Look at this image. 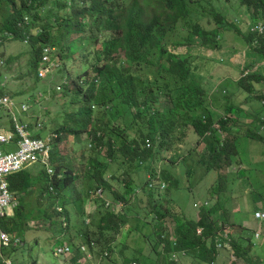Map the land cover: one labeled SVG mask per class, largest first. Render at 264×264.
Instances as JSON below:
<instances>
[{"label": "rangeland", "instance_id": "374dc122", "mask_svg": "<svg viewBox=\"0 0 264 264\" xmlns=\"http://www.w3.org/2000/svg\"><path fill=\"white\" fill-rule=\"evenodd\" d=\"M215 1H217L218 9L213 5L212 0H201L200 5L193 2L191 9L195 13L193 18L197 17L198 19L212 16L214 11H219L229 21L234 19L240 31L237 30L238 28H229L226 33L223 32V48L221 49L213 51L203 47H195L197 51L194 54L198 57H194L198 60V67L204 74L202 83L208 94L211 95L208 107L213 111L216 119H219L228 114L231 109L226 97L229 98L231 87H237L238 81L234 79L235 75L242 76L243 72L246 71H243L245 64L250 61L247 56V50H250V47L245 35L249 31L260 33L261 24L263 23L264 26V12H260L258 16L257 14L254 15L253 9L242 5L241 0ZM10 2L13 0H0V20L1 18L5 20L4 17L14 10ZM58 2V0H51L47 8L42 10V15L45 17L34 22L33 34H39L41 24L54 13L72 14L76 8L82 6L80 0H61L59 5ZM29 17L31 18V16ZM203 22H207V20L205 19ZM55 24L58 25V22ZM84 24L86 25V36L97 32L98 44L83 54L81 49L88 44L79 42L81 32L71 31L70 34L61 32L62 36L52 35L49 42L57 45L61 51V58H63L60 61L61 69L59 72L55 71L52 76L44 77V79L36 77L37 66L32 51V38L28 42L22 35H14L11 39L7 36L0 39V87L2 91L14 97L19 104L25 102L31 105L28 115L22 116V120L33 125L37 119H40L42 129L38 132L45 139L52 138V133L56 129L67 128L63 132L61 142L59 144L52 143L55 146L53 148H55L54 153L56 155L55 162H51L52 169L54 170L55 166L62 162L68 164L67 168L79 169L78 181L76 179L71 187L57 195L54 190H45V184L49 182L53 171L48 172L45 165L41 163H35L27 168L32 174V189L24 195L22 200L19 197L20 193L15 194L18 201H22L24 205L21 212L24 215V224L17 233L22 237L25 244L18 246V249L5 252L4 258L10 259L12 264H80L77 261V256L73 257L72 254L56 255L54 253L58 246H66L72 243L75 246L85 244L88 251L91 252V257L86 254L85 264H168L171 256L177 260V263L180 260V264L182 262L183 264L193 263L194 260L191 258L196 256L187 250L178 251L175 247L172 251L168 248L167 242L171 241L174 244L177 241L175 235L177 222L187 226L188 220H197L205 211L204 209L208 210L214 207L216 211L212 218L216 230L215 242L218 252L216 264H247L243 257H237L233 254L232 240H237L235 246L240 245L243 248L247 247V244H251L254 262L259 261L264 264V224L254 220V212L264 206V141L244 135L249 124H252L251 130L253 132L264 133V128L256 122L244 121V119H250L249 115L244 117V107L238 109L239 113L242 114L238 124L240 129L237 132L240 133V137L236 141L238 153H230L232 156L230 165L223 164L220 170L207 169L202 158L206 154H210L213 145L216 144V139L210 133L206 137L207 142L196 143L197 135L195 133L193 135L191 125H187L185 136L182 137L176 147L164 148L160 157L156 159V163L160 167L159 170L173 165L181 182L180 188L172 187V190L170 189L171 194L170 191L169 193L165 191L167 186L161 188L159 183L155 186L156 194L162 192V197L157 199L155 204L156 206L160 204L158 207L162 211L168 212L165 219L167 225L165 229H158L159 224L156 223L158 213L154 209V212L144 217L148 199L141 192L138 199L129 197L128 202L131 209L127 213L126 222L120 221L118 229H111L102 236L100 229L94 223V216L98 210L109 208L105 207L106 200L112 201L114 199L100 197L99 190L93 192L90 197L86 196L83 204H81V198L83 194L87 195V185L85 186L84 180L87 174L85 173L90 170L89 168L93 164L98 167L103 166V161L106 160L105 156L108 155L107 146L102 140L96 149L90 148L87 143L89 138L86 135L74 137V134L70 133L69 130L70 126L75 127L77 123L74 122L71 114L80 109L87 112L90 110V106L92 107L90 117L81 119V122H87L90 128L100 130L103 133V123L120 125L118 111L121 110V100L118 99L116 93L112 95L114 97L112 103L117 106L112 109L108 102L109 99L107 100L108 92H103V100H105L106 106L108 109H112L115 114V117L111 118L107 114L103 115L101 106L95 102L73 103L79 99L78 94L75 93V81L83 80V73L87 69H90L91 75L94 76L92 64L96 61V57L103 53L106 38L118 26L119 21L110 23L105 16H93L85 19ZM181 32H184V29ZM176 34V32H170L173 37ZM170 48L175 49L173 44L170 45ZM176 50L186 52V47L180 46ZM2 60L4 62H1ZM82 60L87 63V67L81 63ZM253 70L256 69L252 68L251 72ZM145 74L149 81L159 85L156 87L161 104L166 106V109L171 108L177 116L180 110L175 107V97L178 90L172 89L170 94L161 92L163 87H160V84H162V80L167 78L156 76L150 67H147ZM97 82L99 84L100 79H97ZM57 84H61L63 90L54 89ZM171 86H175V84L171 83ZM232 96L233 94L230 97ZM250 97L249 101L254 104V111L258 114L256 116H259L260 113L264 112V96L251 95ZM243 98L242 96V102H244ZM96 101L99 102V99L96 98ZM237 103L238 100L232 104L236 105ZM182 111L185 112V109ZM15 112L18 114L17 110ZM187 112L194 115L197 112L201 113V110H188ZM102 116L103 119H101ZM260 124L263 125V123ZM0 125L8 131L13 129L12 116L3 108H0ZM110 130L113 129L110 128ZM110 130L107 131L108 136L111 133ZM219 134L222 139H228L225 132ZM193 148L196 150L184 158L185 153ZM16 149L14 143L4 147L5 152ZM163 156H167L166 160L172 156L171 163L167 165L165 160L162 161L165 159ZM116 166L117 163L114 162L110 169H115ZM83 173L85 174L84 178ZM122 174L123 172L118 180H111L112 187L109 189L111 192H115L119 186L124 185L125 178ZM141 177L144 180L145 175ZM163 179L165 180V178ZM165 182L166 185H169L167 180ZM141 183L143 182L141 181ZM137 185L139 186V184ZM64 198L67 201H64ZM58 205L63 207L62 211L57 210ZM94 209H97L96 213ZM116 213L122 214L118 211ZM65 216L67 218H63ZM84 220L86 222L85 227H83ZM156 226L157 228L154 229ZM255 231L262 233L260 241L255 239ZM197 232H200L199 229ZM80 233L84 237H80ZM159 233H162L161 237H159ZM140 249H143L145 254L139 255L138 250ZM77 254L78 251L74 252V255ZM196 254H198L197 251ZM181 255L183 256V258L180 257L182 261L178 258ZM78 257L82 258L83 254ZM199 263L196 260L195 264ZM248 264L252 263L249 262Z\"/></svg>", "mask_w": 264, "mask_h": 264}, {"label": "trees", "instance_id": "16d2710c", "mask_svg": "<svg viewBox=\"0 0 264 264\" xmlns=\"http://www.w3.org/2000/svg\"><path fill=\"white\" fill-rule=\"evenodd\" d=\"M58 1L59 5L61 0ZM200 1L80 0L82 6L76 8L74 13H54L41 24L40 33L33 34L31 29H33L34 22L45 17L42 15V10L47 8L51 0H20L19 2L13 0L10 5L14 7V10L4 17L5 20H2V18L0 20V39L7 36L6 32H13L14 35H22L25 38L30 31L36 66H38L40 59L41 44H53L49 42L52 35L62 36L61 32H67L68 34L71 31L81 32L79 42L88 44L81 49L82 53L85 54L99 42L97 32L86 36L85 19L93 16H105L110 23L116 20L119 21L118 26L106 38L103 53L99 54L92 64L94 76L91 75V70L87 69L83 73V80L75 81V93L78 94L79 99L73 101V103L81 101L86 104L95 102V104L101 106L103 115L107 114L111 118L115 117L112 109L117 105L112 103L114 99L112 95L116 93L118 99L121 100V110L118 111L121 126L119 124L115 126L114 124L103 123V133L100 130L90 128L87 122H81V119L90 117L92 113V107L90 106V110L87 112L80 109L71 114L74 122L77 123L75 127L70 126L69 130L70 133L74 134V137L86 135L89 138L87 143L90 148L94 147L96 149L102 140L107 146L108 155L105 156L106 160L103 161V166L98 167L93 164L90 166V170L85 173L87 174L84 179L85 186L87 185V195L83 194L81 198V204H83L87 197L101 189L104 196L113 198L114 202L122 200L124 206L118 211L122 213L121 215L107 208L98 210V212L96 210L94 223L100 229L102 236L111 229H118L120 221L126 222L127 213L131 209L128 199L131 196L138 199L141 192L148 199L144 217L156 211L158 213V220H156V223L159 224L158 229L163 230L167 227L165 219L168 212L162 211L158 207L160 204L156 206L155 202L162 197V192L156 194L155 186L159 178H165L169 183V185H166L167 189L165 191L167 193L170 191L171 194L172 187L180 188L181 182L174 171L173 165L159 170L160 167H158L156 159L160 157L164 148L169 149L177 146L178 142L185 136L187 125H191L193 135L194 133L197 135L196 143L207 141L206 137L210 133L216 139V144L213 145L210 154H206L202 158L207 169L220 170L223 164L230 165L232 160L230 153H238L236 141L240 137V133H237L240 129L238 125L239 117L233 115L237 114L236 111H239L241 105L230 104L231 109L228 114L216 119L213 111L208 107L211 95L208 94L202 83L204 74L198 67V60H196L198 56L194 54L197 51L195 50L197 46L213 51L223 48V32L226 33L227 29H237L238 27L234 19L229 21L219 11H214L212 16L199 19L197 17L193 18L195 13L191 9V5L193 2L200 5ZM212 3L217 7V1L212 0ZM241 3L252 8L254 15L257 14L258 16L260 12H264V0H241ZM25 17L29 18V24L23 23ZM205 19L207 22H203ZM56 22H58V25L55 24ZM183 29L184 32H181ZM237 30L239 31V28ZM170 32H176L177 34L173 37ZM245 36L250 47V50H247L248 54H246L253 57V59L245 64L243 71L249 70V72L246 74L243 72V75L238 77L237 87H231L230 96L231 94H233L232 97L238 95L239 91L248 96H264V72L258 69L251 72L252 68L260 64L259 62L264 61V32L249 31ZM92 38L95 40L91 41ZM172 44L175 47L174 50L170 48ZM180 46H185L186 52L177 51L176 48ZM58 53L61 57L60 50H58ZM81 63L87 67L84 60ZM147 67L152 68L156 76L167 78L162 80V84H160V87H163L161 92L170 94L172 89L178 90L175 97V107L180 110L177 116L171 108L166 109V106L161 104L156 87L158 84L146 78ZM60 69L61 67H58L54 70L59 72ZM52 75L49 74V76ZM36 77L40 79L37 67ZM97 79H100L99 84H97ZM171 83H174L175 86H171ZM259 83H262L261 86H258ZM57 85L61 86V90H63L61 84ZM65 87L67 86L65 85ZM65 90L68 91V89ZM104 91L108 92L107 100L109 99L108 102L111 104L112 109H108L105 100H103ZM0 92H3L2 88H0ZM96 98L99 99V102L96 101ZM182 109H185V112ZM188 110H201V113L197 112L191 115L187 112ZM254 116L257 118L256 115ZM75 117L78 119L76 120ZM250 118L253 119L251 116ZM101 119H103V116ZM257 119H259V123L264 125V119L262 120L260 116ZM251 122L253 120L249 121V123ZM79 123L80 125H78ZM234 123L237 125V130L232 127ZM251 125L247 126L244 135L264 141V133L253 132ZM110 128L113 130H110ZM66 130L67 128L55 130L59 134L56 139L57 142H61L63 132ZM108 130L111 132L109 136L107 135ZM219 131L225 132L228 139H222ZM147 142L150 143L149 147ZM194 150L196 148L185 153L184 158H187ZM163 157L165 159L162 161L165 160L167 165L171 163L172 156L169 160H166L167 156ZM54 159L55 153L53 152V162H55ZM89 159L91 161V157ZM114 162L117 163L116 168L110 169ZM67 165L62 162L55 166L52 178L45 184V190H49L50 186H53L61 193L72 186L76 179L78 180L79 169L67 168ZM139 169H143L142 171L145 172L144 180L141 179L142 177L136 179L133 177L135 171ZM122 172V176L125 178L124 185L119 186L115 192H111L109 190L112 187L111 180H118ZM149 173L152 175V179L148 178ZM10 182L11 190L14 193H27L32 187V174L28 170H23L10 176ZM151 182H153V186L150 185ZM217 190L219 191L218 188ZM23 206L22 201H20L15 209L14 216L1 219L2 227L8 232L20 231L23 226L24 215L21 213ZM204 210L197 220H188L187 226L177 222L175 228L177 241L174 244L171 241L167 242L168 248L172 251L175 247L178 251L187 250L196 256L191 258L194 262L188 264H195L196 260L200 262L199 264H216L218 252L215 242L216 230L212 218L216 209L213 207ZM199 228H201V232L198 233ZM158 235L161 237L162 233ZM236 242L237 240L231 241L234 255L243 257L247 264L249 262L261 264L259 261L254 262L251 254L253 250L251 244H247V247L243 248L240 245L235 246ZM15 249L18 248L5 247L0 249V264H6L5 252ZM196 251L198 254H196ZM180 257L183 258L182 255L178 256V258ZM180 263V260L177 263V260L172 256L169 257L168 264Z\"/></svg>", "mask_w": 264, "mask_h": 264}, {"label": "built area", "instance_id": "2783aa9c", "mask_svg": "<svg viewBox=\"0 0 264 264\" xmlns=\"http://www.w3.org/2000/svg\"><path fill=\"white\" fill-rule=\"evenodd\" d=\"M259 30L262 32L263 27L261 26ZM52 50L50 47L44 49L42 65L38 73L40 77L46 76L48 72L58 65V60ZM58 88L60 89V87ZM0 108L7 110L13 119V129L10 131L5 130L0 125V249H2L23 245V240L20 236L5 231L1 225L2 217L13 214V208L17 204L15 197L10 191L9 176L36 162L47 164L50 158L51 145L48 140L32 136L29 124L22 120V116L29 108L27 103L22 102L19 104L11 95L0 93ZM15 110L18 111V114ZM12 143L16 144L17 149L5 152L4 147ZM147 146H150L149 142H147ZM147 176L152 179L150 173ZM158 183L161 188L166 186L162 178H159ZM150 185L153 186V182ZM108 205H110V202H107ZM255 217L259 221L264 222V210H257ZM255 235L259 238L261 234L256 232ZM72 250L69 245L59 246L55 254H68ZM7 264H11V262L7 261Z\"/></svg>", "mask_w": 264, "mask_h": 264}, {"label": "clouds", "instance_id": "9594fccd", "mask_svg": "<svg viewBox=\"0 0 264 264\" xmlns=\"http://www.w3.org/2000/svg\"><path fill=\"white\" fill-rule=\"evenodd\" d=\"M23 23H27V24H29L30 23V20H29V18L28 17H25L24 18V20H23ZM261 26L263 27V31L262 32H260V33H263L264 32V26H263V23L261 24ZM31 31H32V29H31ZM30 31L28 32V34L25 36V41H27L28 42V40L29 39H31V36H30ZM6 35H7V37L8 38H13L14 37V33L13 32H6ZM46 47H50V48H52L53 50H52V53L56 56V58H57V60H58V65L57 66H55L54 67V69H56V68H58V67H61V65H60V61L62 60L61 59V57H60V55H59V53H58V50H59V48L57 47V45H55V44H46V43H43V44H41V49H40V59H39V63H38V66H37V72L39 73V69H40V67H41V65H42V56H43V52H44V49L46 48ZM1 62H4L3 60L1 61ZM257 68H258V66H257ZM54 69H52L50 72H48L47 73V75L46 76H44V77H47V76H49V74H53L55 71H57V70H54ZM254 71V70H253ZM249 72V70H246L244 73H248ZM38 76H39V74H38ZM44 77H40L39 76V78L40 79H44ZM58 87H60V89L58 88ZM1 88V87H0ZM56 90L57 91H59V90H61V86H59V85H57V87H56ZM0 93H3V94H7L6 92H0ZM9 95V94H8ZM14 98V97H13ZM15 99V98H14ZM23 103H25V102H23ZM28 104V103H27ZM29 105V108H28V111L24 114V116L26 115H28V113H29V110H30V108H31V105L30 104H28ZM28 118V117H27ZM262 119H264V117L262 118ZM40 119H37L35 122H34V124L33 125H31V123H28L29 124V130H30V133H31V135L32 136H34V137H41V138H43V139H45L38 131L39 130H41L42 129V123H41V121H39ZM39 124H40V126H39ZM262 128H264V125H262ZM58 132H53L52 133V138H46L45 140H47L48 139V142L50 143V145H51V149H50V158H49V161H48V163L46 164V163H42V162H36V163H41V164H43V165H45V167H46V170L48 171V172H51V171H53V173L51 174V176H50V178H52V176H53V174H54V170H55V168H54V170L52 169V164H51V162L52 163H54L53 161H52V153L54 152V149L55 148H53V147H55V146H53V144L52 143H55V144H59L60 142H57L56 141V139H57V137H58ZM49 137V136H48ZM90 145H91V143H90ZM17 147V146H16ZM13 151H15V150H13ZM33 164H35V163H33ZM33 164H31V165H33ZM31 165H28V166H26L25 168H23V169H21L20 171H18V172H21V171H23V170H28L27 168L29 167V166H31ZM29 171V170H28ZM18 172H16V173H18ZM16 173H14V174H16ZM14 174H11L10 176H12V175H14ZM10 176H9V183H10V191H11V193L13 194V196L15 197V201L17 202V204L14 206V208H13V214H11V215H8V216H5V217H2V218H6V217H11V216H14V213H15V209H16V207L18 206V204H19V202L20 201H18V199H17V196H15V194L16 193H14L12 190H11V182H10ZM162 180L165 182V180L162 178ZM32 182H33V180H32ZM166 183V182H165ZM160 186V185H159ZM71 187V186H70ZM32 189V188H31ZM30 189V190H31ZM50 191L51 190H54V191H56V193H57V195H59V192L53 187V186H50ZM29 190V191H30ZM28 191V192H29ZM98 191V190H97ZM99 191H100V193L98 192V194H99V196L100 197H102V190L101 189H99ZM20 197V196H19ZM105 197L106 196H104V192H103V198L105 199ZM21 199V198H20ZM64 201H67L65 198H64ZM107 202H110V205H108L107 206ZM120 204H122L121 206H119ZM124 206V204H123V202L122 201H116V202H114L113 200L111 201V200H106L105 201V207H109V208H107V209H110V210H112V211H114V212H116V211H119V210H121V208ZM260 209H263L264 210V208H260ZM57 210L58 211H62L63 210V207H61V206H57ZM259 210V209H258ZM256 212V211H255ZM255 212H254V217H255ZM63 218H67V216H65V217H63ZM88 221H90L88 218H86ZM85 219V220H86ZM255 219L256 220H258L256 217H255ZM85 220H84V223H83V227H85L86 226V222H85ZM259 221V220H258ZM259 222H261V221H259ZM89 223V222H88ZM261 223H263L264 224V222H261ZM2 225V224H1ZM4 229V228H3ZM5 230V229H4ZM5 231H7V230H5ZM199 231L201 232V229L199 228ZM11 233V232H10ZM260 233V232H259ZM11 234H17L18 236H20L17 232H12ZM261 234V233H260ZM79 236L80 237H84V235H82V233H80L79 234ZM21 237V236H20ZM22 238V237H21ZM260 238V237H259ZM23 240V239H22ZM258 241H260V240H258ZM23 244H25L24 243V240H23ZM83 245V244H82ZM82 245H80V248H81V250H82ZM22 246V245H21ZM69 246H71L72 247V251H71V253H68V254H74V252L76 251V246L75 245H73L72 243L69 245ZM59 247V246H58ZM57 247V248H58ZM6 248H18V247H6ZM57 250V249H56ZM54 253H55V251H54ZM56 255H59V254H56ZM7 261H10L11 262V260L10 259H6V261H5V263L7 264ZM80 262V261H79ZM11 264H12V262H11ZM134 264H136V263H134Z\"/></svg>", "mask_w": 264, "mask_h": 264}, {"label": "crops", "instance_id": "0c3cea01", "mask_svg": "<svg viewBox=\"0 0 264 264\" xmlns=\"http://www.w3.org/2000/svg\"><path fill=\"white\" fill-rule=\"evenodd\" d=\"M248 59L251 61L252 59H253V57H250L249 55H248ZM236 65V64H235ZM234 65V66H235ZM257 66H258V68H257ZM256 67H254V69H258L259 71H262V72H264V61H261V63L259 64V65H257ZM234 79H238V76H237V74L235 75V77H234ZM222 81H224V80H222ZM261 84L262 83H259L258 84V86H261ZM221 85V84H220ZM222 85H223V83H222ZM238 95H239V97H238ZM238 95H236V96H234V97H232V98H227L228 99V101H229V107H230V104H232L233 102H235V101H237L238 100V103L236 104V106H240L241 108H243L244 107V109H245V116L244 117H247L248 115L249 116H251V117H253V119L252 118H250V119H244V121H246V122H248V121H250V120H253V122H256V123H258L261 127H262V124H260L259 122V119H257L259 116L261 117V118H263L264 117V112H262V113H260V115L259 116H257V118L255 119L254 117V113H255V115H258V114H256V112L254 111V108H255V106H254V104L253 103H251L250 101H249V99H251V95L250 96H248V95H246L245 93H242L241 92V94H238ZM244 97L243 99H244V102H242L243 100H241V97ZM237 112V114H235V115H233V116H235V117H239V119H240V117H241V113H239V111H236ZM232 127H233V129H235V130H237L238 128H237V125L234 123L233 125H232ZM205 142H207V141H205ZM204 142V143H205ZM55 158H56V155H55ZM143 169H139V170H137V171H135V173L133 174V177H134V179H136V178H138V177H140L141 178V176H144L145 175V172H143L142 171ZM174 171H175V173H176V175L178 176V174H177V172H176V170H175V167H174ZM179 177V176H178ZM142 179V178H141ZM78 181V180H77ZM103 191V190H102ZM101 191V192H102ZM26 193H21L19 196H20V198L22 199L23 197H24V195H25ZM102 197H103V193H102ZM264 207V206H263ZM263 207H261V208H263ZM95 210V212H96V210L97 209H94ZM254 218V217H253ZM254 220L255 221H257L258 222V220H256L255 218H254ZM157 227V226H156ZM156 227H154V229H156ZM256 232H259V231H255V234H256ZM254 234V235H255ZM149 239H151V240H153L151 237H149ZM255 239L257 240V239H259V240H261L262 239V233H261V235H260V238H257L256 237V235H255ZM258 241V240H257ZM76 251H78V254L77 255H72L73 257H75V256H77V261H80L79 263L80 264H85V260H86V254L89 256V257H91V252H89L88 251V249H87V247H86V245L85 244H83L82 245V250H81V248H80V245H78V246H76ZM150 249V248H149ZM75 251V252H76ZM80 254H83V257L82 258H79L78 256L80 255ZM138 254L140 255V254H145L144 253V250L143 249H140V250H138ZM149 255V254H148ZM150 256H152V255H150Z\"/></svg>", "mask_w": 264, "mask_h": 264}]
</instances>
